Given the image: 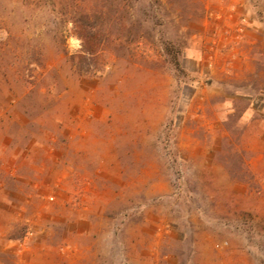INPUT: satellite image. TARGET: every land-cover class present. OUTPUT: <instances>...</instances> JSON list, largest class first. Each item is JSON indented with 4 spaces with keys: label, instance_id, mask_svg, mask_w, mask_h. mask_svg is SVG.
Masks as SVG:
<instances>
[{
    "label": "rangeland",
    "instance_id": "374dc122",
    "mask_svg": "<svg viewBox=\"0 0 264 264\" xmlns=\"http://www.w3.org/2000/svg\"><path fill=\"white\" fill-rule=\"evenodd\" d=\"M79 1L84 73L58 0H0V264H264V0Z\"/></svg>",
    "mask_w": 264,
    "mask_h": 264
},
{
    "label": "trees",
    "instance_id": "16d2710c",
    "mask_svg": "<svg viewBox=\"0 0 264 264\" xmlns=\"http://www.w3.org/2000/svg\"><path fill=\"white\" fill-rule=\"evenodd\" d=\"M55 5V4H54ZM117 4H115V8ZM151 10V9H150ZM58 11L63 15L64 19L72 23L73 29L76 35L82 41L81 51L71 55V59L79 64V73L89 70H84L83 64L89 62V60H95L97 55L101 52L102 46L105 42V21L104 15H108L109 12L104 10H91L84 2L79 0H58ZM118 11L115 10V12ZM145 21L152 20V16L148 10H144ZM151 16V17H150ZM132 41H138V38H134ZM163 53L170 56V61L173 62L176 74L178 76L183 75L182 69L178 60V53L181 50V43L177 40L170 38H161ZM176 162L177 159L175 158ZM240 213L250 216L254 221L253 213L249 210H239Z\"/></svg>",
    "mask_w": 264,
    "mask_h": 264
},
{
    "label": "crops",
    "instance_id": "0c3cea01",
    "mask_svg": "<svg viewBox=\"0 0 264 264\" xmlns=\"http://www.w3.org/2000/svg\"><path fill=\"white\" fill-rule=\"evenodd\" d=\"M111 159H112V162L113 164L115 165V167L118 169L119 168V161L118 159L116 158V156L112 155L111 156ZM71 221V220H70ZM70 247V250H74V251H71L69 253H66L67 257L69 258L70 261H74V259H76L75 257L77 256L78 254V250L79 248V245L77 243H71L69 242V244L67 245ZM62 248V251L65 253L67 251V248L64 246V247H61ZM77 250V251H76Z\"/></svg>",
    "mask_w": 264,
    "mask_h": 264
}]
</instances>
